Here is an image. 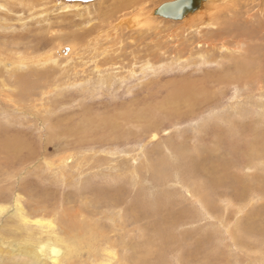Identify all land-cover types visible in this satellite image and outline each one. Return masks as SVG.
Segmentation results:
<instances>
[{"label":"rangeland","instance_id":"374dc122","mask_svg":"<svg viewBox=\"0 0 264 264\" xmlns=\"http://www.w3.org/2000/svg\"><path fill=\"white\" fill-rule=\"evenodd\" d=\"M113 1L69 9L74 1L0 0V50L56 55L17 72L5 71L21 61L17 54L0 63V86L6 80L20 101L0 98V130L20 136L16 152L0 147V264H34V247L54 232L67 250L74 246L73 264H264V72L193 111L169 100L170 81L236 64L238 52L219 42L208 55L214 61L199 56L208 47L199 34L230 0L180 21L153 14L169 0H151L147 25L121 28L126 10L117 8L106 20L112 26H100ZM260 9L242 20L255 25ZM77 28L88 34L59 36ZM258 38L264 46V28ZM247 142L262 152L251 154ZM236 175L252 185L226 188ZM110 191L118 203L102 197Z\"/></svg>","mask_w":264,"mask_h":264},{"label":"bare ground","instance_id":"6f19581e","mask_svg":"<svg viewBox=\"0 0 264 264\" xmlns=\"http://www.w3.org/2000/svg\"><path fill=\"white\" fill-rule=\"evenodd\" d=\"M61 1H64V4L66 2H69V1L65 2V0H61ZM149 1H151V0H117V1H113V3L108 6V8H107L108 11L106 13H101L102 14V22H100V26H104V25L109 26V27L112 26V24L106 25V20L111 19V16L115 11L118 12L117 8H121V9L126 10V12H124L125 17L121 18L119 23H118L121 28L127 27V26H124V23L127 24L128 27H137V28L141 27L142 25H147V23L149 21L144 20L142 18V16H143L144 8H145L144 6ZM70 2L73 3V1H70ZM80 2H82V1H80ZM76 3L77 2H75L73 5L72 4H66V6H68L67 8H69L70 6H74V7L78 6ZM213 3H214V0H205L200 9H198L194 12L188 13L181 20L189 19L190 17H192L194 15L201 14L203 11L207 10L206 7L210 6ZM32 4H33L32 10H36V7H37L36 4H34V3H32ZM104 4H101L100 7H102ZM131 6L138 8V12L134 13L133 11H130V12L128 11L129 12L128 13L127 9L130 8ZM44 7H46V6H44ZM258 7H259V9L261 8L260 10L262 12V14H261L262 17H259L257 15V17L254 20V22L257 24V25L255 24L256 26L253 25V23L251 21H248V20H250L248 18H244L245 20H242V17H246L247 12H250L253 9H256ZM43 9H42L43 13L42 12L39 13L40 16H45L48 14V12L45 10L43 11ZM154 10H153V14H154ZM36 12H37V10H36ZM5 14H8L7 10H6ZM216 14H217L216 17L214 16V18H213L212 29L208 30V31H203L202 33L199 34L200 39H201L200 41H204L208 47L211 44V46H210L211 48L208 49V47H207V50L202 51V53H200L199 56H201L203 58L207 57L205 59V61L203 60L204 63L214 61L215 59L209 58L208 55H209V52H212L214 50V48L216 47L215 42H219L222 44L221 49L226 48L231 52L233 50L237 51L238 54L236 56H238V60L236 61L235 65H233V66L230 65V67H228V68L223 66L222 69L217 68V70L215 72L204 71L200 78H196V79L189 78V76L194 75V73H195V72H189L186 74V76L179 78L178 80L170 81L171 93L169 95V100L175 102L176 105L184 104L188 108L190 107V109L192 111L194 109H196L197 107L199 108L201 105L209 102L210 100H212V98H215L216 94H219L220 93L219 91L221 89L228 90L229 86L236 83L235 80L247 79L250 76L256 77V76H258L260 71L264 72V64H263L264 63V46L261 45V43L259 42L260 38H258V34L261 32V29L264 28V0H230L226 6L220 7L218 9V13H216ZM32 15L34 16L35 13L33 12ZM154 15H157V14H154ZM251 15H250V17H251ZM158 16H160V15H158ZM206 17H207V15L205 14V18ZM205 18L202 17L200 19L201 22H202V20L204 22ZM259 19H260V21H259ZM175 21H180V20H175ZM72 24H73V22L70 25H72ZM3 26H5V25H3L0 22V28H2ZM71 27H70V29H72ZM73 29H74V27H73ZM86 30H87V32L94 31L92 28L86 29ZM96 30H97V28H96ZM200 31H201V29H200ZM51 34L54 36V32ZM86 34H88V33H86V31L81 30L80 28H77L76 30H73L71 32V34H69V35H66V33H65V35L59 34V36L65 40H67L69 38V36L72 37L73 40L74 39L78 40L80 36H83ZM215 40H217V41H215ZM37 41H39V40H37ZM226 41H228L229 43L226 44L225 43ZM180 42L184 45L185 41H180ZM26 44H32L31 46L33 48H35L34 46H37L38 43H36L34 41L32 42V40H27ZM213 44H215V45H213ZM15 45H16V43H15ZM185 46H187V45H185ZM185 46H183L184 47L183 49L181 47V49L186 50L187 48ZM71 48H72V46H71ZM71 48L69 46L67 48L61 47V48L54 50V52L56 51V53H58V54H63V53H66L65 51H67V52H68V50L70 51ZM7 49H9V48H7ZM189 49H190V47H189ZM182 50H180V52ZM167 51H169V50H167ZM24 53H26V52H24V51H18L17 52V49L7 50V52L0 50V63H2V64H3V60L6 58V56H11V55L17 54V57L15 56L14 58H18V60L21 59L20 62H16V63H14V65L8 66L5 69V71H7V72L8 71L9 72L10 71H16L17 72L21 67L27 68L26 70H31V68L42 67L44 65H47L48 62H51L53 60L56 62V55H54L53 50H51V51L49 50V52H47L45 55H42V54L38 55L37 54L35 56H30L33 53H31V52H29V53L27 52L26 54H24ZM211 54H213V53H211ZM256 55H259V57L257 59L255 58ZM224 56H230V55H224ZM7 64H9V63L7 62ZM217 65H219V64H217ZM217 67H219V66H217ZM253 69H256V70L252 71ZM21 77H23V79H24L25 75H22ZM3 82H4V86H2V87L0 86V96H1L0 98L3 100L7 99L8 101H11V102L13 101V102L19 103L20 101L17 100L18 96L15 94L16 91L13 89V87L11 85H8L6 83V80H3ZM249 82H250V80L245 81L244 84H247ZM7 130L8 129H1L0 130V147H3V149L5 147H8L10 152H11V150L13 152H16V149L20 148V143H19V139H18L20 136L17 134H13L10 131L8 132ZM69 133H70V135H72L74 137V129H70ZM152 137H156L155 134L152 135ZM79 138L80 137H78V139ZM252 142L245 143V148L246 149L248 148V151L251 154L262 152L259 147H254L252 145ZM0 149H2V148H0ZM262 153H264V152H262ZM68 157L69 156L61 158L59 164H61L62 161H67ZM241 158L249 159L246 157H241ZM196 165L199 168L203 169L205 163L198 161L196 163ZM225 165L227 167L231 166L228 162H226ZM206 173H207L208 179L213 184H215L216 186H219V185L221 186V176L218 173L213 172V171H206ZM250 183L251 182L249 181L247 184L244 179H242L241 177L236 175L234 177L233 176L231 177V183H230L231 186H226V188L235 187L237 185L238 186L252 185V183L251 184ZM214 189L216 191L219 190L216 188H214ZM110 192H112V191H110ZM110 192H104V194L102 193V197H104V198L109 197V198H107L109 200V201L107 200L108 203L109 202L118 203L117 194L119 192L116 195H115V193L112 192V195H114V196H112L110 194ZM235 192H236L235 193L236 197H241L240 192H237V191H235ZM99 196H100V194H99ZM97 203H99V201ZM167 218H169V217H167ZM167 218H166V220H164V222L166 221V224L169 223L167 221ZM23 219H25V216H23ZM61 240H63V239H61L58 235L55 236V232H54L53 235L49 236V238H47L46 240L43 239L41 242H39L38 245L36 247H34L35 249H33V250H35L33 253L38 252L37 257L36 256L32 257V259L34 261L33 263L34 264H70V262H71V264H73L74 256H75L74 255V246L72 248H70L69 250H67V248H68L67 245H65V244L62 245ZM80 243L81 244H84V243L89 244V241L81 240ZM91 249H92V247H91ZM91 249H90V251H91ZM150 249H152V248H149V250ZM153 252H154L153 249L150 250V253H153ZM18 255L19 254H17V252H15L13 254L12 259L17 258ZM76 258H77V260H79L80 256H77ZM75 261H76V259H75ZM142 261L145 262L144 259H139L138 261H134L133 263L134 264H141ZM146 261H148V260H146Z\"/></svg>","mask_w":264,"mask_h":264},{"label":"water","instance_id":"95a60500","mask_svg":"<svg viewBox=\"0 0 264 264\" xmlns=\"http://www.w3.org/2000/svg\"><path fill=\"white\" fill-rule=\"evenodd\" d=\"M65 1H82L90 0H65ZM205 0H169L161 3L155 10L154 14L160 15L166 19L181 20L188 13L194 12L202 7ZM67 52V51H65Z\"/></svg>","mask_w":264,"mask_h":264}]
</instances>
